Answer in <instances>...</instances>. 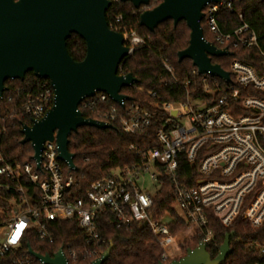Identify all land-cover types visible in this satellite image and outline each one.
Returning a JSON list of instances; mask_svg holds the SVG:
<instances>
[{
  "label": "built area",
  "instance_id": "1",
  "mask_svg": "<svg viewBox=\"0 0 264 264\" xmlns=\"http://www.w3.org/2000/svg\"><path fill=\"white\" fill-rule=\"evenodd\" d=\"M225 8L233 11L231 0L209 1L201 10V20L214 41L211 43L229 53L230 48L253 49L259 59L257 68L233 59L226 81L209 75L208 83V75L201 74L204 97L187 96L183 101L152 103V108L163 110L166 116L154 133V145L130 144V149L140 156L138 162L113 168L110 174L92 181L84 194L77 197L72 191V176L63 171L66 164L57 158L54 138L43 142L37 161L32 157L23 162L10 161L0 153V190L12 194L8 206L10 213L6 222L0 225V264H43L31 254L21 253L22 239L27 229L34 228L40 240L51 243L47 224L59 220L75 221L84 242L91 245V249L82 251L70 246L66 252L61 249L67 263L79 264L78 259H88L91 263L103 253L101 247L105 240L96 230V216L100 212L105 213L107 222L116 227L139 222L146 224L163 250L162 262L181 257V254L171 255L173 250L180 249L176 235L167 225L173 218H157L151 213L162 176L173 183V210L201 242H208L212 236L208 212L226 227L238 217L245 219L251 227L263 223L264 39L241 13L236 17V24L224 29L226 24L219 23L218 14ZM115 20L118 22L120 16ZM112 30L121 34L127 48L126 56L146 43V37L132 28L115 25ZM162 64L172 75L167 59H162ZM195 71L198 72L197 69L192 72ZM117 74L125 75L123 71H117ZM210 79H219L221 85ZM82 100L83 108H92L95 102L124 103V99L120 103L114 102L104 92H95ZM52 104L53 89L49 81L33 75L22 105L23 113L29 118L26 125L42 118ZM133 109L135 111L128 117H123L111 104L108 110L97 111L99 118L96 120L111 124L117 119L123 132L140 135L157 117L146 109L138 111L136 105ZM3 131L1 125L0 134ZM180 157L195 165L197 176L189 185L177 182ZM146 175L156 183L154 192L145 187ZM26 182L32 185L31 189ZM249 248L256 253V259L246 264H264V242H252Z\"/></svg>",
  "mask_w": 264,
  "mask_h": 264
},
{
  "label": "trees",
  "instance_id": "2",
  "mask_svg": "<svg viewBox=\"0 0 264 264\" xmlns=\"http://www.w3.org/2000/svg\"><path fill=\"white\" fill-rule=\"evenodd\" d=\"M233 11L222 9L219 12V23L224 29L236 24V17L241 13L244 19L256 31L259 37L264 39V0H231ZM143 12L141 8L134 7L130 2L117 0L110 2L105 11V18L110 29L115 25L134 29L139 35L146 37L144 45L135 47L133 52L124 57L118 65L117 71L130 73L136 78L132 85L121 88L120 93L127 96L123 104L112 102H95L92 108H83L82 100L78 104V110L83 117L99 118L97 111H106L113 104L120 116L128 117L135 111L149 110L156 115L152 124L145 133L131 135L122 131L120 122L115 119L111 121L112 127L99 129L93 126H79L68 136V151L72 153L73 170L63 165L66 175H71L74 181L72 191L77 197L84 194L89 184L105 175L115 167H123L139 161L140 156L130 149V144L142 146L144 144L154 145V133L166 116L159 108H152L154 102H176L183 101L187 96L190 98H202L204 94V83L201 82L202 75L196 70L188 58L178 60L177 52L184 49L189 41V28L184 20L175 25L171 20L158 23L152 31L139 25L138 18ZM120 16L117 22L115 19ZM203 36L213 42V38L206 30L203 20L200 22ZM66 49L70 57L80 61L85 55V42L77 34L72 33L66 39ZM167 59L172 69V75L163 67L162 59ZM233 59H239L257 68L259 59L253 49L230 48L228 55L212 56L211 62L217 63L229 71V63ZM173 76V77H172ZM189 81L186 85L184 82ZM209 83V75L207 76ZM215 80L221 85L219 79ZM33 81L32 72L25 73L22 79H7L4 81V91L0 99V126L4 131L0 134V153L7 160L19 162L31 160L33 150L29 142L21 143L23 137L21 128L29 122V118L23 113L22 105L25 93ZM167 82L162 84V82ZM188 91V94L186 92ZM219 93L217 92L216 95ZM177 182L181 185H189L197 176L195 165L186 162L184 157L178 158ZM162 182L160 188L155 192L151 213L157 218L170 216L172 221L167 223L172 234H176L184 226L172 208V182L166 176L160 177ZM25 185L31 189L32 185ZM12 194L0 190V225L7 220L9 201ZM208 226L212 230V236L206 242V251L210 258H214L225 235L232 231L233 237L229 240L231 252L226 256L224 264H246L256 259V253L249 248L252 242H264V221L258 227H251L242 218H236L229 227L223 226L218 219L208 212ZM96 230L99 237L104 239L101 250H105L110 243L113 244L108 257L102 264H159L162 262L163 250L153 236L149 227L144 223H132L127 226L116 227L106 220V215L100 212L96 216ZM47 232L52 237V242L42 241L38 238V232L29 228L25 232L20 245L21 253L32 251L41 255H53L58 249L66 252L67 246L76 250L91 249V245L84 242L81 230L75 221H49ZM201 238L194 234L183 245V254L189 248H194ZM167 262V261H166ZM79 264H89L90 260L78 259Z\"/></svg>",
  "mask_w": 264,
  "mask_h": 264
},
{
  "label": "water",
  "instance_id": "3",
  "mask_svg": "<svg viewBox=\"0 0 264 264\" xmlns=\"http://www.w3.org/2000/svg\"><path fill=\"white\" fill-rule=\"evenodd\" d=\"M134 7L147 0H121ZM218 0H163L151 10L140 13L139 25L152 31L163 21L173 25L184 20L188 26V45L177 52L178 60L188 58L199 74L215 76L223 81L229 73L219 64L212 63V56L228 55L225 48L218 49L203 36L201 27L202 7L205 2ZM109 0H0V93L7 79H22L27 72L47 79L53 89V104L45 115L24 124L21 143L29 142L32 158L39 160L42 144L55 139L57 158L74 169L72 153L68 151V136L79 126L99 129L112 124L83 117L77 106L84 97L104 92L114 102L127 98L120 90L132 85L136 78L130 73L117 74L119 63L127 54L121 34L110 29L105 18ZM75 33L85 42L82 60H73L66 49V39ZM174 113V111H172ZM54 134V135H53ZM228 232L217 255L210 258L206 243L199 242L177 259L159 264H223L231 252ZM113 244L90 264H102ZM28 253L43 264H68L61 249L53 256L41 255L28 249Z\"/></svg>",
  "mask_w": 264,
  "mask_h": 264
},
{
  "label": "rangeland",
  "instance_id": "4",
  "mask_svg": "<svg viewBox=\"0 0 264 264\" xmlns=\"http://www.w3.org/2000/svg\"><path fill=\"white\" fill-rule=\"evenodd\" d=\"M145 187L148 191L154 192L156 188V183L153 182L151 179L148 178V176H145ZM169 220V219H166ZM185 234V235H184ZM176 240L178 242L179 250L175 249L171 252V255H180L183 256V245L184 243L192 236L194 235L193 231L189 228H186L185 226L178 231L176 234ZM179 257V256H178Z\"/></svg>",
  "mask_w": 264,
  "mask_h": 264
},
{
  "label": "flooded vegetation",
  "instance_id": "5",
  "mask_svg": "<svg viewBox=\"0 0 264 264\" xmlns=\"http://www.w3.org/2000/svg\"><path fill=\"white\" fill-rule=\"evenodd\" d=\"M163 0H147L145 4H139L138 7L136 8H141L143 11L144 10H151L154 7L158 6ZM207 3V2H205ZM205 5V4H204ZM203 5V6H204ZM203 8V7H202ZM172 22V21H171Z\"/></svg>",
  "mask_w": 264,
  "mask_h": 264
},
{
  "label": "snow or ice",
  "instance_id": "6",
  "mask_svg": "<svg viewBox=\"0 0 264 264\" xmlns=\"http://www.w3.org/2000/svg\"><path fill=\"white\" fill-rule=\"evenodd\" d=\"M19 235V233H17V236Z\"/></svg>",
  "mask_w": 264,
  "mask_h": 264
},
{
  "label": "bare ground",
  "instance_id": "7",
  "mask_svg": "<svg viewBox=\"0 0 264 264\" xmlns=\"http://www.w3.org/2000/svg\"><path fill=\"white\" fill-rule=\"evenodd\" d=\"M185 235V234H184Z\"/></svg>",
  "mask_w": 264,
  "mask_h": 264
}]
</instances>
